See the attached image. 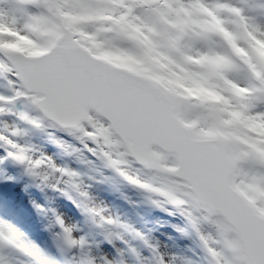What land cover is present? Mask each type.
Segmentation results:
<instances>
[{
	"label": "snow or ice",
	"instance_id": "snow-or-ice-1",
	"mask_svg": "<svg viewBox=\"0 0 264 264\" xmlns=\"http://www.w3.org/2000/svg\"><path fill=\"white\" fill-rule=\"evenodd\" d=\"M22 3L35 7L30 0ZM248 8L264 15V0H250ZM3 15L0 12V20ZM82 79L79 73L66 67L61 53L30 60L0 47V82L8 90L7 94H0V115L12 105L29 106L35 115L20 112L19 119L35 128L78 132L92 156L131 183L166 197L168 203L191 220L197 232L202 224L214 226V235H201L212 264H264V148L250 150L231 145L225 154L214 145L196 146L188 140L179 147L168 144L157 147L158 141L141 135L138 122L125 114L126 108L143 103L130 90L111 92L119 104L89 98L78 109L65 107L63 89L79 84ZM19 135L18 129H7L0 132V142L6 144L9 157L39 169L45 161L31 162L26 149L15 139ZM177 161L181 163L178 165ZM122 166L138 168L134 174ZM33 174L38 176L39 172ZM141 175H151V179L145 181ZM105 222L112 223L106 217ZM57 223L62 229L57 235L63 260L0 232V264H13L8 252L21 255L15 264H125L123 260L117 262L108 255L93 252L85 236L74 235L78 226H66L60 218ZM141 264L148 262L144 260ZM158 264L170 262L160 254Z\"/></svg>",
	"mask_w": 264,
	"mask_h": 264
},
{
	"label": "rangeland",
	"instance_id": "rangeland-1",
	"mask_svg": "<svg viewBox=\"0 0 264 264\" xmlns=\"http://www.w3.org/2000/svg\"><path fill=\"white\" fill-rule=\"evenodd\" d=\"M30 2L35 7H26L22 0H0V12L4 14L0 20V39L3 40L0 47L36 55L55 44L69 45L65 42L67 29L62 23L68 15L67 0ZM72 2L83 12H94L100 18L114 22L125 19L133 11L130 6L133 0ZM210 2H201L199 6L202 12L214 16ZM230 2L237 7L220 3L216 7H227L237 15L241 12L240 8L252 12L248 8L250 0ZM19 8L30 13H22ZM121 9L124 11L117 15ZM183 10L187 11V8ZM255 14L257 20L264 23V15ZM74 44L89 48L94 56V52L98 53L94 45L88 46L79 40ZM105 56L102 58L110 64L130 70L126 61ZM7 91L0 82V94H7ZM20 112L35 115L27 105H12L9 111L0 115V132L18 129L21 135L15 139L26 149L31 162L43 160L45 163L34 170L28 162L9 157L6 144L0 142V194L12 186L16 187L5 202L10 205L12 217L17 219V223L11 218L3 221L19 236V229L24 228L30 233L40 234L39 244L52 246L59 243L57 234L62 229L57 218H60L66 226H78L74 235L85 236L93 252L108 255L117 262L123 260L125 264H141L146 260L148 264H158V257L162 254L170 264H212L201 235H214V226L202 224L200 232H197L191 220L181 209L168 203L166 197L131 183L120 172L106 167L105 162L92 156L78 132L35 128L19 119ZM179 119L190 130L195 127L193 120ZM199 131L204 135L203 128ZM122 167L134 174L138 168ZM33 171H38L39 175H34ZM141 179L149 181L151 175H141ZM49 216L52 218L50 226H45ZM105 217L112 223H106ZM192 235H196L197 239Z\"/></svg>",
	"mask_w": 264,
	"mask_h": 264
},
{
	"label": "clouds",
	"instance_id": "clouds-1",
	"mask_svg": "<svg viewBox=\"0 0 264 264\" xmlns=\"http://www.w3.org/2000/svg\"><path fill=\"white\" fill-rule=\"evenodd\" d=\"M201 2L209 0H133L131 15L114 22L67 0L65 42L126 61L130 70L118 74L163 103L192 144L225 154L231 145L264 148V23L256 12L216 7H237L230 0H211L214 16ZM179 117L195 127L183 128Z\"/></svg>",
	"mask_w": 264,
	"mask_h": 264
},
{
	"label": "water",
	"instance_id": "water-1",
	"mask_svg": "<svg viewBox=\"0 0 264 264\" xmlns=\"http://www.w3.org/2000/svg\"><path fill=\"white\" fill-rule=\"evenodd\" d=\"M75 45L74 47L56 44L47 52L35 56L23 55L20 52L14 53L30 60H39L53 52L63 55L66 67L76 71L83 78L79 84L66 86L62 91L64 105L68 109H78L89 98L98 102L119 104L118 99L112 96L111 92L118 89H127L134 92L143 101V103L125 109V114L132 116L138 122L141 135L154 138L158 141L157 147L160 148H163L165 144L178 147L184 144L186 139L173 122L167 107L143 87L118 74L129 70L112 65L92 55L81 45ZM96 84L103 87H92ZM179 121L183 128L190 130L180 119ZM131 155L132 152L129 150V156Z\"/></svg>",
	"mask_w": 264,
	"mask_h": 264
},
{
	"label": "bare ground",
	"instance_id": "bare-ground-1",
	"mask_svg": "<svg viewBox=\"0 0 264 264\" xmlns=\"http://www.w3.org/2000/svg\"><path fill=\"white\" fill-rule=\"evenodd\" d=\"M34 206H36L35 203H34ZM51 219L52 218L49 216L48 219H46V221H45L46 223L44 225L45 226H50ZM0 232H3V233H5L7 235H10V236H14V237H16L17 239L21 240L22 242H24L26 244L37 246L36 243L28 241L27 239L19 236V234H17V232L15 230L10 228V226L6 222H4L2 220H0ZM7 255H8L9 259L13 262V264H15V262L18 259L21 258V255L18 254V253H12V252L10 253V252H8Z\"/></svg>",
	"mask_w": 264,
	"mask_h": 264
},
{
	"label": "trees",
	"instance_id": "trees-1",
	"mask_svg": "<svg viewBox=\"0 0 264 264\" xmlns=\"http://www.w3.org/2000/svg\"><path fill=\"white\" fill-rule=\"evenodd\" d=\"M89 49V48H88ZM94 52V51H93ZM98 53L94 52L97 56H100V57H106L105 55H101L99 51H97Z\"/></svg>",
	"mask_w": 264,
	"mask_h": 264
}]
</instances>
